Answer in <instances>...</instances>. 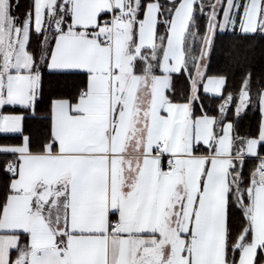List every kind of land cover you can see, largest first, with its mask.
Instances as JSON below:
<instances>
[{"label":"snow or ice","instance_id":"obj_1","mask_svg":"<svg viewBox=\"0 0 264 264\" xmlns=\"http://www.w3.org/2000/svg\"><path fill=\"white\" fill-rule=\"evenodd\" d=\"M19 8L0 0V134L22 138L0 145L13 157L0 165V264H264V81L253 92L248 72L234 95L207 75L218 33L264 34V0ZM46 76L75 86L53 95ZM254 109L256 132L239 135Z\"/></svg>","mask_w":264,"mask_h":264},{"label":"trees","instance_id":"obj_2","mask_svg":"<svg viewBox=\"0 0 264 264\" xmlns=\"http://www.w3.org/2000/svg\"><path fill=\"white\" fill-rule=\"evenodd\" d=\"M167 2L168 0H161V3ZM29 3L30 0H20L19 12L21 14L25 12ZM197 23L203 33L207 25L206 17L200 16ZM248 72L252 73V86L253 92H255L259 86L257 82L264 81V34L257 33L245 38L239 33L236 35H233L231 32L218 33L213 49L207 57V75H226L228 77L226 88L235 95L242 77ZM174 85L178 94H183V92L188 90L190 88L188 73L185 72L183 76L177 74L174 77ZM74 86L73 80L69 78L46 76L45 79V90L53 95L70 92ZM201 97L206 106V110L208 108L218 109L219 104L223 102L219 96L204 93L203 86H201ZM4 111L18 113L20 109L18 107H7ZM259 120L260 114L257 110L247 111L241 115V118L236 120V132L239 135L254 134ZM43 127L44 124L41 120L32 118L27 121L26 131L28 134L35 135ZM21 139L18 134H0V145L19 144ZM11 159L13 157L10 154H0V165ZM255 163L257 161L254 158H250L247 167L250 169ZM3 178V172L0 171V180H3Z\"/></svg>","mask_w":264,"mask_h":264},{"label":"crops","instance_id":"obj_3","mask_svg":"<svg viewBox=\"0 0 264 264\" xmlns=\"http://www.w3.org/2000/svg\"><path fill=\"white\" fill-rule=\"evenodd\" d=\"M228 32H231V30H228ZM258 33H259V32H258ZM205 82H206V81H205ZM207 94H209V95H214V94H212V93H207ZM5 113H6V114H12V113H8V112H6V111H5Z\"/></svg>","mask_w":264,"mask_h":264}]
</instances>
